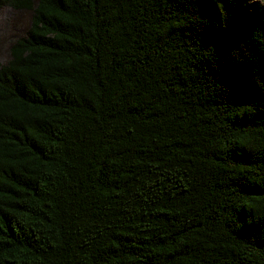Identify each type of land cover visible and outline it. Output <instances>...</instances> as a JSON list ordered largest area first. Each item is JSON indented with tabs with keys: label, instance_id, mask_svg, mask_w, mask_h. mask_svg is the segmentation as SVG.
I'll list each match as a JSON object with an SVG mask.
<instances>
[{
	"label": "trees",
	"instance_id": "1",
	"mask_svg": "<svg viewBox=\"0 0 264 264\" xmlns=\"http://www.w3.org/2000/svg\"><path fill=\"white\" fill-rule=\"evenodd\" d=\"M2 7L0 264H264V0Z\"/></svg>",
	"mask_w": 264,
	"mask_h": 264
},
{
	"label": "rangeland",
	"instance_id": "2",
	"mask_svg": "<svg viewBox=\"0 0 264 264\" xmlns=\"http://www.w3.org/2000/svg\"><path fill=\"white\" fill-rule=\"evenodd\" d=\"M258 1L260 2L261 0ZM16 16V12L12 9L8 7L0 8V62H4L7 59V55H2V53H7V42L13 37V30L19 22V17ZM21 17L23 18V16ZM28 18L29 15L24 17V22ZM19 34L22 35L23 32L20 30Z\"/></svg>",
	"mask_w": 264,
	"mask_h": 264
}]
</instances>
